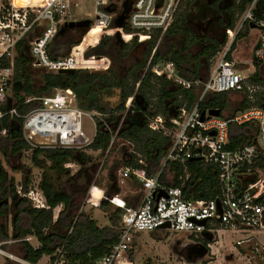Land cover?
<instances>
[{
	"label": "built area",
	"instance_id": "obj_1",
	"mask_svg": "<svg viewBox=\"0 0 264 264\" xmlns=\"http://www.w3.org/2000/svg\"><path fill=\"white\" fill-rule=\"evenodd\" d=\"M125 1L130 3L126 16L127 28H110ZM256 1L252 0L249 4L236 28L225 29V34L231 45L243 23L253 26L258 31L253 58L264 63V19L253 16L252 9ZM179 3L180 0H0V139L9 135V128L2 125L5 120L20 121L18 131L30 152L34 149H71L81 152L94 141L99 123L108 132L107 148L104 151L90 150L102 156L101 166L104 162L117 166L120 180L117 182L115 178L113 183L118 193L106 195L105 190L92 186L88 190L87 202L97 207L105 200L122 209L123 214L117 243L96 264H132L127 253L133 250L135 236L139 233L171 230L192 238L194 244H203L209 238L206 244L209 252L212 248L210 242L216 241L220 233L229 231L246 235L264 230V203L260 202L264 195V168L253 167L259 156L264 157V110L252 106L233 116L212 117L208 112H201L198 107L207 93L247 92V99L252 102L255 88L248 86L247 77L241 76L234 63L225 59L229 47L210 57L209 63L214 62L213 69L202 82L198 101L190 109L179 108L177 115L168 121L170 127L166 126L161 116L147 118L149 130L170 138L159 170L152 176L147 174L146 158L136 151L132 141L123 136L126 126L124 118L134 113L131 109L132 97L127 99L121 111L113 114L117 116L115 125L107 122L108 115L79 109L71 90L58 89L48 96L28 97L19 105L14 99L13 79L19 46L21 53L29 59V69L46 73H58L60 70L106 72L111 67L110 59L104 56L86 57L88 49L96 46L103 35L112 36L117 32L127 45L124 32L148 29L157 32L158 38L145 58L142 67L144 73L149 69L161 37L172 24ZM88 13H92V16H87ZM85 20L89 22V30L83 33L69 54L49 59L47 50L57 32L66 24ZM94 29L99 32L86 40V35ZM145 40L150 45V38H144L140 43ZM150 70L156 76H163L184 88L190 86L176 75L171 63L157 64ZM31 102H38L39 105L21 113L20 107ZM85 119L93 125L91 135L84 130ZM230 124H252L255 132L250 143L235 150L228 149ZM110 155L112 159L109 162L107 159ZM189 160L216 166L219 194L215 199L184 198L181 188L168 185L172 178L169 173L165 175L166 182L159 180L170 163L179 164L186 173ZM126 180L140 185L139 202L134 207H128L124 199L119 198V187ZM94 190L101 192L97 206L92 203ZM17 193L36 200L32 196L33 191L23 194L22 187H19ZM160 193L162 195L159 196ZM41 207L44 206L38 203L35 208ZM202 221L204 224H200ZM166 225L168 228H163ZM248 242L249 237H246L235 244L241 247ZM257 257L264 260V248H253L251 258L255 260ZM47 259L45 264H69L63 246Z\"/></svg>",
	"mask_w": 264,
	"mask_h": 264
},
{
	"label": "trees",
	"instance_id": "obj_2",
	"mask_svg": "<svg viewBox=\"0 0 264 264\" xmlns=\"http://www.w3.org/2000/svg\"><path fill=\"white\" fill-rule=\"evenodd\" d=\"M198 0H180L179 7L170 27L161 37L149 69L143 73V64L146 56L151 52L157 41L158 33L151 32L139 38L138 32L128 30L133 35L130 46L125 45L119 33L112 36L103 35L98 44L86 52V57H107L111 67L106 72H89L77 70L74 73H46L39 72L38 82H34V73L29 69V59L21 53L18 47L15 58V75L13 79L14 99L17 105L28 97H43L54 93L55 90H71L76 106L84 111H95L108 115L106 118L110 125H115L117 116L113 114L121 111L128 98L132 97V115L128 114L124 120L126 126L123 136L132 141L136 151L147 160V174L152 176L159 170L164 159L170 138L148 129L147 118L161 116L170 127L168 121L177 115L179 108L190 109L199 99L202 82L208 76L209 59L220 53L227 43L225 32L219 40L199 37L188 25L193 15L194 6ZM252 0H215L212 6L220 4L227 16L226 29L234 30L241 16ZM129 2L125 1L122 10L116 16L110 28H127L126 16L129 11ZM111 11H115L111 9ZM253 16L264 19V0H257L253 9ZM250 26L243 23L236 33L233 42L225 54V59L231 61L230 54L235 44L247 36ZM83 28H64L57 32L48 47L49 59L65 57L71 48L77 45L84 33ZM98 30H92L86 40ZM150 38V45L140 43L141 40ZM164 46V47H162ZM197 46H201L194 50ZM171 63L176 75L190 84L189 88L175 84L163 76H156L151 72V67L157 64ZM255 71L247 77L251 84H264L259 77L261 62L253 60ZM134 67L136 70H134ZM132 71V73H129ZM136 84L138 87L136 88ZM230 93H207L198 104L201 112L218 110L220 115L227 113L233 116L239 111L252 106L264 110V94L255 93L254 102L244 99L233 107L229 100ZM38 102H31L20 107V112L37 107ZM20 121L8 122L2 125L9 128L7 138L0 139V153L7 156H20L29 147L22 141L18 131ZM228 149L235 150L250 143L255 132L252 124L229 125ZM108 132L102 129L99 123L96 137L88 149L105 150L108 143ZM30 161L42 170L39 181V190L45 201L44 207L35 208L30 201L17 193L15 180L0 164V243L13 239L21 250V258L29 264H37L42 257H51L55 250L63 246V251L69 264H96L101 258L108 255L111 248L117 243L121 228L123 210L102 200L100 209L106 213L109 226L99 228L96 220L87 212L71 215L74 192H68L57 178L66 176L67 163L79 165L87 164L89 158L80 151L71 149H34L31 151ZM264 168V157L259 156L253 167ZM186 173L179 164L170 163L161 174L159 180L166 182L167 173L172 175L171 185L182 190L183 197L191 200L215 199L218 192L217 169L214 165H203L198 160H189L186 164ZM135 186L140 185L133 182ZM28 181L24 179L22 193L27 192ZM110 192L106 195H116L117 186L109 184ZM140 194L125 197L128 207L138 204ZM264 203V195L260 199ZM62 206L56 219L53 217L54 209ZM11 218V236L2 223ZM264 223V215H263ZM35 238L38 247H33L26 239ZM209 239V238H208ZM208 239L203 241L206 246Z\"/></svg>",
	"mask_w": 264,
	"mask_h": 264
},
{
	"label": "rangeland",
	"instance_id": "obj_3",
	"mask_svg": "<svg viewBox=\"0 0 264 264\" xmlns=\"http://www.w3.org/2000/svg\"><path fill=\"white\" fill-rule=\"evenodd\" d=\"M199 11L200 5L197 7L194 6L192 16H195L196 18ZM88 14H91L92 16V13ZM197 22V20L191 19V22L188 25L192 28ZM133 35L134 34H131V32H124L125 41L128 46L132 43ZM139 35V38L144 36L141 34ZM256 36L258 41V31L254 28V32H252L251 35L241 38L236 42L235 48L230 54L231 61L234 63L236 71L242 70L243 73L240 74L243 77H248L255 71L252 64L254 60V49L252 50V45ZM228 41L229 40H227V43L221 52L228 49L227 47H230ZM144 43L148 44V41L145 40ZM199 47L201 46H197L193 51ZM209 65L208 75L212 72L214 62L211 64L209 63ZM30 70L34 73V82L37 83V73L42 71ZM259 77L264 83V66L259 69ZM246 84L254 87L256 90L255 93L264 94V84L254 85L248 81H246ZM245 95H247V92L245 94H230L229 100L233 104V107L240 103ZM254 99L255 97L253 95L252 102H254ZM223 115L227 116V113ZM84 130L88 135H91L94 131L93 125L87 119L84 120ZM81 152L88 156L90 159L89 162L83 165L76 163L65 164L64 167L68 169V173L66 176L57 178V180L64 189L68 192L73 191L75 194L69 213L71 215H77L80 211L87 212L91 218L96 220L97 226L103 228L109 226V222L106 213L100 209V204L97 206L101 192L99 190L93 191L92 203L97 206L94 207L87 202L89 199L88 190L90 187L96 186L110 192L109 184H111L115 178H117V182L120 180L117 175V166H115L114 163L109 165L106 162L101 166L102 156L97 155L98 153H92L93 151L90 149ZM31 154L30 151L26 150L23 151L20 156L11 157L8 155L7 158H4L0 153V164L8 174L14 178L17 190L19 187L23 186L24 179H27V191H33L32 196L36 199L31 200L27 198L33 207H36L38 203L39 205L42 204L44 206V197L38 187L42 170L36 168L32 164L30 161ZM111 159L112 155H110L107 160L110 162ZM120 186L119 198L125 199V197L136 196L140 193V189L132 184L130 180H126ZM62 208V206H59L54 209V219L57 218ZM112 208H115V206L112 205ZM2 223L7 227L8 235L11 236V218L9 217L6 222L3 221ZM244 237L246 236L242 234H234L229 231L220 233L219 238L215 239L216 241L212 240L210 242L212 248L209 249V252L205 257L200 259L196 258L193 262L188 263L185 259V255L182 254V250L187 246L194 244L192 238H189L182 233H174L171 230H156L150 234L139 233L134 239L133 250L127 253V257L132 264H264V260H260L258 257L255 260L251 258L254 247L264 248V230L248 234L249 242L244 243L241 247L236 246L235 242ZM27 241L33 247H38V242L35 238L30 237ZM47 260V257H42L37 264H45ZM0 264L29 263H25L22 260L21 250L17 242L13 239H9L0 243Z\"/></svg>",
	"mask_w": 264,
	"mask_h": 264
},
{
	"label": "flooded vegetation",
	"instance_id": "obj_4",
	"mask_svg": "<svg viewBox=\"0 0 264 264\" xmlns=\"http://www.w3.org/2000/svg\"><path fill=\"white\" fill-rule=\"evenodd\" d=\"M211 0H198L195 4V7L200 5V11L198 16H192L191 19H195L198 22L194 27H190L199 37L202 38H211L214 40H219V36L225 32V29L228 25L227 16L224 12L223 7L218 4L217 7H213ZM191 19L188 21V24L191 22ZM79 28V27H75ZM74 29V28H73ZM199 33H198V32ZM236 94V93H230ZM182 254H186V250H182Z\"/></svg>",
	"mask_w": 264,
	"mask_h": 264
},
{
	"label": "water",
	"instance_id": "obj_5",
	"mask_svg": "<svg viewBox=\"0 0 264 264\" xmlns=\"http://www.w3.org/2000/svg\"><path fill=\"white\" fill-rule=\"evenodd\" d=\"M214 0H211L210 2L212 3ZM87 16H91V14H87ZM75 27H79V28H83L84 34L89 30V22L87 20L85 21H81L78 23H69L63 26L62 29L64 28H69V29H73ZM252 29H254V27L252 26ZM134 70H136V68L134 67ZM74 70H60L58 73H74ZM209 116L212 117H219L220 116V112L218 110H211L208 112ZM162 195V193L159 194V196ZM200 224H204V221L200 222ZM163 228H168V225L164 226ZM186 250V254H185V259L188 263H191L194 261V259H200L205 257V255L208 253V250L206 248L205 245L203 244H193V245H189L185 248Z\"/></svg>",
	"mask_w": 264,
	"mask_h": 264
},
{
	"label": "crops",
	"instance_id": "obj_6",
	"mask_svg": "<svg viewBox=\"0 0 264 264\" xmlns=\"http://www.w3.org/2000/svg\"><path fill=\"white\" fill-rule=\"evenodd\" d=\"M252 32H254V29H252V27H250L247 36L251 35ZM139 34H140V33H139ZM256 44H257V36H256V38H255V40H254L253 45H252V50L255 48ZM262 66H264V63H261V64H260L259 69H260ZM248 69H249V68H248ZM253 71H254V70H253ZM238 72H239V73H243L242 70H241V71H238ZM149 234H150V233H149ZM244 235H245V234H244ZM245 236L248 237V234L245 235ZM135 237H136V236H135ZM246 237H244V238H246ZM191 245H193V244H191Z\"/></svg>",
	"mask_w": 264,
	"mask_h": 264
},
{
	"label": "bare ground",
	"instance_id": "obj_7",
	"mask_svg": "<svg viewBox=\"0 0 264 264\" xmlns=\"http://www.w3.org/2000/svg\"><path fill=\"white\" fill-rule=\"evenodd\" d=\"M95 30H97V29H95ZM131 31H133V32H138V33H140V34H150L151 32H155V31H152V30H148V29H143V30H131ZM98 32H99V30H98ZM90 33V32H89ZM88 35H86V37H87ZM85 37V38H86Z\"/></svg>",
	"mask_w": 264,
	"mask_h": 264
}]
</instances>
